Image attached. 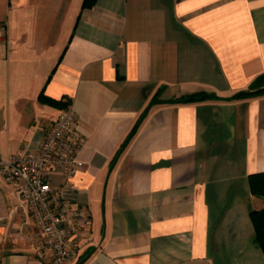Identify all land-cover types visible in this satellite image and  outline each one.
<instances>
[{"label":"crops","instance_id":"0c3cea01","mask_svg":"<svg viewBox=\"0 0 264 264\" xmlns=\"http://www.w3.org/2000/svg\"><path fill=\"white\" fill-rule=\"evenodd\" d=\"M83 1L0 0V153L42 142L63 111L51 100L86 137L73 185L92 226L74 264H264L251 219L264 198L250 187L264 173V96L166 104L250 89L264 0ZM19 205L0 175V264H51Z\"/></svg>","mask_w":264,"mask_h":264},{"label":"built area","instance_id":"2783aa9c","mask_svg":"<svg viewBox=\"0 0 264 264\" xmlns=\"http://www.w3.org/2000/svg\"><path fill=\"white\" fill-rule=\"evenodd\" d=\"M6 35V26L0 20V44L6 43ZM77 125L76 112L69 107L35 149L25 148L8 157L0 153V175L18 194V210L36 230L28 240L39 244L51 264L76 263L81 239L92 226V215L76 202L73 185L84 168L80 154L86 144ZM55 173L61 176L58 185L52 181ZM19 235L23 236L21 230Z\"/></svg>","mask_w":264,"mask_h":264},{"label":"trees","instance_id":"16d2710c","mask_svg":"<svg viewBox=\"0 0 264 264\" xmlns=\"http://www.w3.org/2000/svg\"><path fill=\"white\" fill-rule=\"evenodd\" d=\"M97 0H84L82 9H88L93 7L96 4ZM264 96V74L259 76L253 85L250 87L248 91H242L237 94H235L233 97L230 98H220L214 94H207V93H201L196 95H190V96H183L180 98L173 99L171 101L166 102V104L175 105V104H192V103H199L203 101L208 100H226V101H233V100H247V99H253ZM55 106H59L61 109L65 110L69 108L68 104H62L60 101H53ZM161 102L158 100L157 96L152 100V102L148 105V107L144 110V112L139 117L136 125L128 135V137L125 139L123 144L121 145L120 149L116 153L111 166H113L116 161L120 158V156L123 154V152L126 150L128 145L131 143L132 139L137 134L140 126L145 121L147 116L149 115L151 109L153 106L160 104ZM250 187L251 192L254 196L264 198V173H258L250 176ZM251 219L254 225L255 229V235H254V242L262 249L264 252V208L261 210H253L251 211ZM81 261H79L77 264H80Z\"/></svg>","mask_w":264,"mask_h":264}]
</instances>
